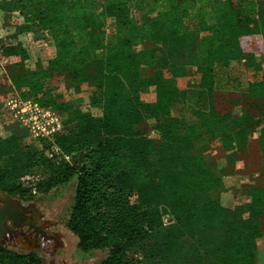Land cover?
Returning <instances> with one entry per match:
<instances>
[{
    "label": "trees",
    "instance_id": "1",
    "mask_svg": "<svg viewBox=\"0 0 264 264\" xmlns=\"http://www.w3.org/2000/svg\"><path fill=\"white\" fill-rule=\"evenodd\" d=\"M15 10L55 42V64L40 61L10 74L23 97H34L62 112L65 130L56 142L70 157L35 151L22 143L20 131L0 133V188L24 199L47 193L76 178L67 222L83 252L107 249L100 264H259L264 184L252 188L239 218L223 205L226 178L247 150L254 117L235 106L219 114L215 89H238L234 71L245 66L260 78L248 82L252 105L264 110V5L260 0H11ZM109 20L116 41L105 38ZM16 27V26H15ZM1 30V26H0ZM148 38L159 49L139 45ZM8 54L27 58L23 43ZM162 67L150 71L155 64ZM64 67L73 70L66 95L53 94ZM195 76L192 88L178 78ZM81 83L94 90L86 102L94 114L71 98ZM155 87L156 104L142 99ZM207 109H192L194 124L177 111L200 94ZM4 105L0 100V115ZM155 118L157 145L143 130ZM259 142L264 159V116ZM220 138L225 156L196 154L194 140ZM41 170L33 183L21 180ZM166 217L168 221L166 222ZM234 218V217H233ZM218 229L224 239L212 234ZM139 252V256L136 253ZM141 256V257H140ZM0 264H46L37 253L0 244Z\"/></svg>",
    "mask_w": 264,
    "mask_h": 264
},
{
    "label": "rangeland",
    "instance_id": "2",
    "mask_svg": "<svg viewBox=\"0 0 264 264\" xmlns=\"http://www.w3.org/2000/svg\"><path fill=\"white\" fill-rule=\"evenodd\" d=\"M260 1L264 5V0ZM18 14L21 15L19 11L15 10L13 1L0 0V52L3 55L11 56V63L8 69L10 79V74L13 75V73L19 71H26L32 68L36 61H40L45 68L53 67L55 64V42L51 34L46 30L37 29L35 25L29 22L19 29L18 24L25 23V20L22 15V19L17 20ZM104 35L109 42L116 41L113 20L108 21ZM18 42L23 43L26 48L27 58H23L20 54H8L11 51L9 49L15 47ZM140 44L139 47L142 46L149 49L161 48L160 43H156L148 38L142 39ZM160 67H162L160 64L155 63L150 71ZM234 75L240 83L238 89H215L212 94L214 107L219 114L230 111L235 106H240L247 109L254 117L252 123L249 125L252 138L248 142V148L237 161L234 174L226 178L228 188L221 195L223 205L231 209L232 219L246 214L244 211L247 210L251 201L250 193L252 188L264 184V159L258 132L264 116V110H259L252 105L247 96L248 82L260 78V74L257 75L252 70L241 65L236 67ZM73 77L72 68L64 67L63 75L55 80L57 89L55 90L54 88L52 93L66 95L68 85L73 83ZM196 80L195 76L191 77L187 75L186 77L178 78V85L180 88H192L196 84ZM9 85L8 76L0 69V100L3 105L5 94L10 92ZM93 90L94 86L91 83H81L80 92L71 93L70 96L82 104L83 109H88L94 114H99L100 111L98 109L86 104L90 100ZM142 99L155 105V87L143 88ZM208 104L207 96L202 93L196 99L187 102L186 110L177 112L178 114H184L188 121L197 124L200 131L203 132L204 129L200 126V120L192 116L191 110L207 109ZM2 114L0 115V133H6L13 126L22 128L17 122ZM155 121L154 117L149 118L143 124V130L159 145V134L154 130ZM20 134L22 143L27 149L35 151L38 147H43L44 142L31 138L28 132L22 130ZM193 151L196 154L212 153L220 159H223L225 156L220 138L196 139L194 140ZM40 173L41 170L36 169L32 174V178L22 181L25 183L27 181L30 182L33 178L38 177ZM75 187L76 178H73L68 183L54 188L47 193L34 194L28 199H24L18 194L10 195L15 199H20L21 202H31L33 204V207L38 210L36 216L37 223L41 225L42 229H45L46 234L37 232L35 229L31 230L25 226L23 227V231L31 232L32 235L22 237L20 236V232H18L20 235L15 234L12 238H7L3 243L4 246L20 252L37 253L46 264H100L106 257L108 250L81 251L78 247V238L67 227L74 203ZM260 226L262 235L257 239L258 263L264 264V215L261 216ZM212 235L224 239L225 232L222 229H218ZM44 236H48L49 239L42 241ZM136 256H139V252L136 253Z\"/></svg>",
    "mask_w": 264,
    "mask_h": 264
},
{
    "label": "built area",
    "instance_id": "3",
    "mask_svg": "<svg viewBox=\"0 0 264 264\" xmlns=\"http://www.w3.org/2000/svg\"><path fill=\"white\" fill-rule=\"evenodd\" d=\"M22 19L21 15H17V20ZM1 41V36H0ZM11 56L3 55L0 52V69L9 78L10 92L5 94L4 112L3 116H8L24 128L29 136L35 140L47 142L51 146V150L59 155H62L67 160L70 159L61 147L56 142L57 135L65 130L66 116L50 106L41 104L39 100L34 97H23L19 91L13 86L12 81L8 75L9 64ZM32 175H27L21 180H29ZM33 178L32 181L37 180ZM166 222L168 217H166Z\"/></svg>",
    "mask_w": 264,
    "mask_h": 264
},
{
    "label": "flooded vegetation",
    "instance_id": "4",
    "mask_svg": "<svg viewBox=\"0 0 264 264\" xmlns=\"http://www.w3.org/2000/svg\"><path fill=\"white\" fill-rule=\"evenodd\" d=\"M17 199V198H16ZM19 202L20 199H17ZM23 205V210L18 212V216L17 219L15 220H11V219H7V232L4 233V239L2 244L4 243L5 240H7V238H12V236H14L15 234H19L18 232H20V236L22 237H26L27 235H32L31 232H25L23 231V227H27L32 229L37 230V232H41L43 234L45 233V229H42L41 225H39V223H37V209L35 207H33V204L31 202H21ZM4 206V203L0 201V207ZM36 233V232H35ZM49 239L48 236H44L42 238L43 240ZM41 241V242H42ZM4 245V244H3Z\"/></svg>",
    "mask_w": 264,
    "mask_h": 264
},
{
    "label": "water",
    "instance_id": "5",
    "mask_svg": "<svg viewBox=\"0 0 264 264\" xmlns=\"http://www.w3.org/2000/svg\"><path fill=\"white\" fill-rule=\"evenodd\" d=\"M0 201L4 206L0 207V244L4 239V233L7 232V219H17L18 212L23 210V205L17 199L11 197L0 188ZM3 245V244H2Z\"/></svg>",
    "mask_w": 264,
    "mask_h": 264
}]
</instances>
